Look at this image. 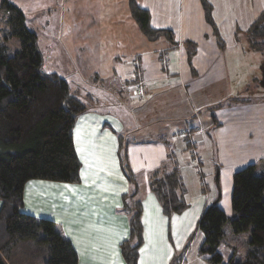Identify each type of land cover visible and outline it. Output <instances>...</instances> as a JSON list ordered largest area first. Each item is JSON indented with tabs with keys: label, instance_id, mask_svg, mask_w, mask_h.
I'll return each mask as SVG.
<instances>
[{
	"label": "crops",
	"instance_id": "1",
	"mask_svg": "<svg viewBox=\"0 0 264 264\" xmlns=\"http://www.w3.org/2000/svg\"><path fill=\"white\" fill-rule=\"evenodd\" d=\"M128 1L69 3L68 31L63 36L68 41L62 44L80 49L78 65L84 53L89 71L85 81L101 89L115 84L121 97L117 102H126L129 111L126 119L117 112H102L97 104H89L88 94L100 102L95 92H87L79 80L64 77L89 104L74 129L82 179L79 184L29 181L23 210L54 220L73 242L78 264H125L120 246L129 236V218L122 209V196L135 186L126 179L119 161L118 137L123 135L142 190L144 242L138 264H171L192 234L183 264H205L198 252L192 253L203 240L196 229L198 221L217 195L216 166L226 168L224 175L220 171V207L230 214L235 171L264 159V92L257 87V92L252 91L254 85L245 82L244 72L236 83L230 74V65L235 68L240 56L258 59L256 51L248 49L245 32L264 10V0H209L224 47L205 20L201 0H137L150 11L153 27L173 31L176 44L166 37L149 40ZM186 41L197 44L191 62ZM242 68L243 63L234 75ZM261 69L252 71L254 80L263 73ZM237 81L244 96L232 95ZM237 97L246 101L230 102ZM171 151L177 155L190 206L168 218L149 181ZM31 250V255L38 253Z\"/></svg>",
	"mask_w": 264,
	"mask_h": 264
},
{
	"label": "trees",
	"instance_id": "2",
	"mask_svg": "<svg viewBox=\"0 0 264 264\" xmlns=\"http://www.w3.org/2000/svg\"><path fill=\"white\" fill-rule=\"evenodd\" d=\"M205 20L224 47L213 17V5L201 0ZM131 14L149 40L166 37L173 44L170 29L151 25L148 9L129 0ZM248 47L264 54V10L245 32ZM191 62L197 44L185 42ZM57 72L43 69V55L37 34L26 24L24 11L11 0H0V264H78V252L54 220L36 217L23 210L25 187L31 180L79 184L81 159L74 141V129L89 104L99 103L88 94L89 104ZM237 97L230 102H243ZM222 106V105H220ZM219 107V106H218ZM215 109V108H213ZM213 118L216 116L213 114ZM122 171L134 184L133 192L122 196V209L129 218V236L121 243L125 264H138L144 242L141 186L131 168L127 140L119 136ZM252 163L233 175L232 213L221 207L220 167L215 169L217 195L203 211L196 229L204 237L199 254L207 264H264V173ZM149 185L163 213L171 218L183 213L190 203L176 155L150 176ZM243 233H249L248 238ZM186 246L175 252L171 264H183ZM231 252L226 256L221 250ZM31 248L38 249L31 255Z\"/></svg>",
	"mask_w": 264,
	"mask_h": 264
},
{
	"label": "rangeland",
	"instance_id": "3",
	"mask_svg": "<svg viewBox=\"0 0 264 264\" xmlns=\"http://www.w3.org/2000/svg\"><path fill=\"white\" fill-rule=\"evenodd\" d=\"M11 1L14 4L18 5L24 11L25 16H26V24L28 28L34 31L38 36L39 47L43 55L44 71L46 72L56 71L62 77H67V79L68 78L74 79V81L79 80L80 85L85 87L87 92H95L94 95H96L100 99V102L97 103L96 105V107L99 110H101L102 112H112V111L117 112L120 114L121 118L126 119L127 118L126 111H129V110L126 107V102L124 103L117 102V100L121 101V97L119 96L116 90L117 86L113 84V82H111V84H113L112 86L108 85L107 83L105 84L106 89L104 88L101 89L98 86L88 84L85 81V78L88 77V73H89V71L87 70V66H86L88 64V61L86 57L84 58L83 56L84 53H81V56H80L82 59V64L78 65L79 59L76 60V58H77V55H80L78 54V51L80 49L73 48L65 43L62 44L63 40L68 41V40L63 39V36H65L66 32L68 31V26L65 23L66 22L65 18L67 15L66 13L71 8L69 3L72 0H11ZM69 27L71 28L72 26L69 25ZM240 31L241 32H239L238 37L240 35L239 41H241V43L239 42V44H242L244 43V41L241 35L243 36L244 33H243V30H240ZM54 42L55 44H53ZM74 49L75 51H73ZM255 54L256 55L254 56H256V58L258 59L254 58L250 60L251 58L250 55H248L247 58H243V56H240L241 60L235 66V68H234V64L230 65L231 79L234 80L236 83V80L244 72L243 76L246 77L245 82L251 84V86L254 85V89L252 91L255 90L257 92L258 90L257 88H259L260 89L259 91L264 92V58L262 59V62L261 61L259 62V58L263 57L262 56L263 53L260 51H256ZM227 57H228L229 62L233 63V60L230 59V55H227ZM122 63H125V62H122ZM242 63L244 65V69L242 68L241 70H238L237 75H234V71L237 70L238 67ZM257 63H259L258 67L256 65L253 66L254 64H257ZM245 67L248 68V71H244ZM258 68L259 69L262 68L261 70L263 71V73L259 72L261 76H257V78L254 80L253 79L254 73L252 71ZM237 83H238L237 86L232 88V95L233 96H244L246 94L245 90L239 86V81H237ZM110 90H111V93H110ZM99 92L100 94H98ZM251 94H253V92ZM176 158H177V155H176ZM257 163H259L257 172L264 173V159ZM219 167H220V171H222L224 175L226 168L222 169L221 166ZM243 168L244 167H241V168L238 167V169L236 168L237 169L236 171H239ZM231 199H232V195L229 197L230 203H231ZM89 222L94 223L93 220H89ZM248 236H249V233H243V237L248 238ZM201 238H203L204 240V237H201ZM203 240H202V243H203ZM198 249H199V246H197L196 249L193 251L192 256H194L196 252H198L197 256L203 259V257L199 254ZM221 250L226 256H228V254L231 252V250L228 249L224 245L222 246ZM205 264L207 263L205 262Z\"/></svg>",
	"mask_w": 264,
	"mask_h": 264
},
{
	"label": "snow or ice",
	"instance_id": "4",
	"mask_svg": "<svg viewBox=\"0 0 264 264\" xmlns=\"http://www.w3.org/2000/svg\"><path fill=\"white\" fill-rule=\"evenodd\" d=\"M143 251V250H142Z\"/></svg>",
	"mask_w": 264,
	"mask_h": 264
}]
</instances>
